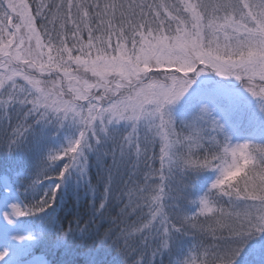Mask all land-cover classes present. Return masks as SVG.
<instances>
[{
	"label": "snow or ice",
	"instance_id": "obj_1",
	"mask_svg": "<svg viewBox=\"0 0 264 264\" xmlns=\"http://www.w3.org/2000/svg\"><path fill=\"white\" fill-rule=\"evenodd\" d=\"M0 264H264V0H0Z\"/></svg>",
	"mask_w": 264,
	"mask_h": 264
},
{
	"label": "trees",
	"instance_id": "obj_2",
	"mask_svg": "<svg viewBox=\"0 0 264 264\" xmlns=\"http://www.w3.org/2000/svg\"><path fill=\"white\" fill-rule=\"evenodd\" d=\"M93 175H95V173H93ZM66 203L68 204L69 208H72L73 206H75L82 214H88L89 212L90 200L86 201L83 196V193H81V197L79 201H77L75 197H72V199L67 200ZM41 254H42L41 250L39 249L36 250L35 255L40 256Z\"/></svg>",
	"mask_w": 264,
	"mask_h": 264
}]
</instances>
